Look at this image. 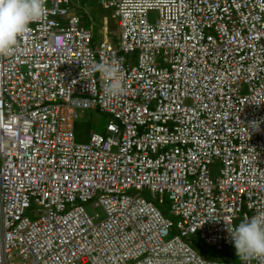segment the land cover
Wrapping results in <instances>:
<instances>
[{
  "label": "built area",
  "instance_id": "obj_1",
  "mask_svg": "<svg viewBox=\"0 0 264 264\" xmlns=\"http://www.w3.org/2000/svg\"><path fill=\"white\" fill-rule=\"evenodd\" d=\"M78 1L0 55V264H233L187 240L235 249L227 226L264 215V0H99L118 46ZM117 59L111 97L95 66ZM88 110L112 119L81 143Z\"/></svg>",
  "mask_w": 264,
  "mask_h": 264
},
{
  "label": "clouds",
  "instance_id": "obj_2",
  "mask_svg": "<svg viewBox=\"0 0 264 264\" xmlns=\"http://www.w3.org/2000/svg\"><path fill=\"white\" fill-rule=\"evenodd\" d=\"M47 0H0V55L8 54L29 27L46 12ZM98 72L107 96L119 97L124 93L120 61L97 63ZM228 228V233L238 257L243 261L264 258V215L241 221Z\"/></svg>",
  "mask_w": 264,
  "mask_h": 264
},
{
  "label": "rangeland",
  "instance_id": "obj_3",
  "mask_svg": "<svg viewBox=\"0 0 264 264\" xmlns=\"http://www.w3.org/2000/svg\"><path fill=\"white\" fill-rule=\"evenodd\" d=\"M75 14L81 17L84 25L92 27V31L95 36L96 43H99L101 40H104L102 34L105 33L104 30V19H108V31L110 33V41L118 46L120 43V29L118 27V20L112 19V13L104 11L102 6L99 3V0H80L76 3ZM159 13L152 12L149 16V21L153 24L158 20ZM104 36V34H103ZM112 117L100 110H88L80 112V118L76 121L75 132L77 136V141L81 143H86L89 140V136L92 133L104 135L107 130V126ZM218 168H213L214 177H218ZM146 195H149V192H145ZM145 195V197H146ZM158 208L170 217L174 222H177L178 219L170 214L171 204L166 200L164 205H158ZM87 211L91 216H94L96 213H102L101 209H92L91 205H86ZM28 216L31 220L36 221L40 216H36L32 211L28 212ZM177 235L175 229L171 230V237ZM187 242L194 248L199 254L207 259H216V261H224L222 257H228L226 261L235 260V264H241L240 258L236 253L234 248H224L222 251H218L215 248L209 247L203 243L199 236L190 237Z\"/></svg>",
  "mask_w": 264,
  "mask_h": 264
},
{
  "label": "trees",
  "instance_id": "obj_4",
  "mask_svg": "<svg viewBox=\"0 0 264 264\" xmlns=\"http://www.w3.org/2000/svg\"><path fill=\"white\" fill-rule=\"evenodd\" d=\"M83 24H84V23H83ZM84 26H86V25H84ZM86 27L92 30V27H89V26H86ZM93 34H94V33H93ZM94 39H95V36H94ZM227 258H228V257H226V258H225V257H224V258L222 257L221 259H224V261L222 260L221 262H228V261H226V260H228ZM209 260H210V259H209ZM211 260H214V261H215L216 259H211ZM218 261H219V260H218ZM229 262L235 264V263H234L235 260H230V259H229Z\"/></svg>",
  "mask_w": 264,
  "mask_h": 264
}]
</instances>
